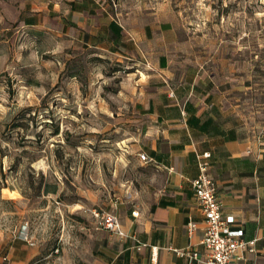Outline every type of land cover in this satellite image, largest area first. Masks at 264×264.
<instances>
[{"label": "rangeland", "instance_id": "obj_1", "mask_svg": "<svg viewBox=\"0 0 264 264\" xmlns=\"http://www.w3.org/2000/svg\"><path fill=\"white\" fill-rule=\"evenodd\" d=\"M44 1L0 0V225L21 223L17 234L25 225L42 253L58 258L89 244L77 211L141 198L148 119L136 104L132 63L93 47L54 49L57 36L31 39L24 17ZM167 2L188 58L229 82L253 130L264 116V0Z\"/></svg>", "mask_w": 264, "mask_h": 264}, {"label": "crops", "instance_id": "obj_2", "mask_svg": "<svg viewBox=\"0 0 264 264\" xmlns=\"http://www.w3.org/2000/svg\"><path fill=\"white\" fill-rule=\"evenodd\" d=\"M120 2L45 0L25 15L23 26L35 42L62 37L54 39V49L93 47L127 60L140 74L136 104L148 123L139 152L151 158L143 161L149 173L140 199L108 210L118 215L125 235L99 227L92 209L77 211L89 244L79 255L56 258L43 254L30 232L33 244L19 237L21 223L10 230L0 225V264H188L177 249L206 252L205 216L192 186L204 152L210 153L223 215L234 217L245 240H255V251L241 263L264 264V116L248 129L231 102L229 82L188 58L167 0H137L118 10ZM57 190L47 182L48 195ZM189 221L197 224L193 233Z\"/></svg>", "mask_w": 264, "mask_h": 264}, {"label": "built area", "instance_id": "obj_3", "mask_svg": "<svg viewBox=\"0 0 264 264\" xmlns=\"http://www.w3.org/2000/svg\"><path fill=\"white\" fill-rule=\"evenodd\" d=\"M173 95V91H171ZM140 160L148 162L151 158L146 152L138 153ZM210 153L197 156L199 173L192 179L195 198L205 216V230L201 243L206 249L204 255L193 249H177V253L188 258V264H242L246 252H254L255 240H245L243 230L234 227L233 216H224L222 203L218 197L217 184L209 173ZM99 227L121 236L125 235L116 213L108 210L92 209ZM137 215L138 212L134 211ZM196 222L189 221V233H193ZM22 227L19 237L33 244L29 233Z\"/></svg>", "mask_w": 264, "mask_h": 264}, {"label": "trees", "instance_id": "obj_4", "mask_svg": "<svg viewBox=\"0 0 264 264\" xmlns=\"http://www.w3.org/2000/svg\"><path fill=\"white\" fill-rule=\"evenodd\" d=\"M46 184H47V183H44V190H46Z\"/></svg>", "mask_w": 264, "mask_h": 264}]
</instances>
